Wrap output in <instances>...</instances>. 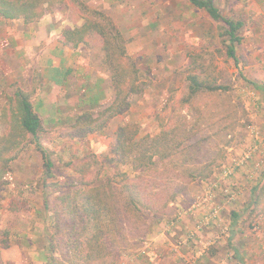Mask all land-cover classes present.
I'll use <instances>...</instances> for the list:
<instances>
[{"label":"rangeland","instance_id":"obj_1","mask_svg":"<svg viewBox=\"0 0 264 264\" xmlns=\"http://www.w3.org/2000/svg\"><path fill=\"white\" fill-rule=\"evenodd\" d=\"M214 2L225 18L243 22L237 31L241 40L234 43L237 61L227 53L231 44L228 26L223 21L213 20L189 0H137V9L134 8L132 13L137 16V52L131 53L128 48L127 52L136 62L137 79L143 85V92L131 97L129 111L117 117L112 122L113 127L118 122L120 125L138 123L139 136L154 135L180 113L187 114L190 119L195 115L200 118L208 136L213 137L209 155L199 161L215 160L218 165L210 177L190 181L183 195L178 196L163 214H145L151 223L147 235L138 244L131 242L135 244L115 257L129 261L125 264L137 257V251L139 257L147 256L143 249L155 251L152 262L157 264L164 263L159 255L163 251L169 252L181 264H205V260L209 261L207 264H228L234 259V248L238 246L235 244L245 238L257 247L256 252L264 264V92L253 85L255 82L264 84V0ZM99 6L92 0H64L52 5L45 16H51L53 22L64 17L72 21L81 18L84 22L83 18L88 17L105 24V18L109 19V16ZM122 35L127 46L130 37ZM93 41L102 47L100 35H94L90 39ZM5 62L0 55L3 85L0 86V138L8 130L5 119L12 115L15 92L22 89L30 100L34 97L30 72H26L24 81L14 79L11 81L15 83L9 84L4 76ZM192 75L199 76L212 89L205 88L197 96H189V76ZM184 98H196L194 105L185 104ZM102 109L92 116H98ZM113 132L110 129V133ZM59 137L66 141L54 144V138L58 140ZM111 139L107 142V145L110 142L108 151L89 153L79 149L82 153L76 154L77 151L72 149L65 159L54 147L66 142L74 147L76 141L72 143L66 134L53 136L40 132L37 141L30 137L26 150L1 175L4 183L0 190L17 195L12 201L13 208L23 211L34 208L36 211L35 215H26L32 228L30 233L41 247L46 249V233L53 231L54 223L50 212L44 210L46 195L53 205L55 197L67 186L74 189L82 180L97 181L113 175L115 170L110 165L98 173L94 159L103 160L104 155H109L115 133ZM37 143L46 148L55 164L52 177L46 180L44 159ZM22 160H28L33 166L24 167ZM69 160L71 162L67 163ZM241 161L243 163L237 165ZM87 163L91 164L89 168ZM226 167L231 170L227 175L224 173ZM119 170L132 173L127 165L121 164ZM55 182L56 185H52ZM187 219L192 221L190 228L186 227ZM35 220L45 223L46 227H32ZM255 224L257 229H254ZM181 227L186 229L179 232ZM7 234V242L23 239L13 231L8 230ZM157 245L163 249L158 251ZM46 252L50 254L47 249Z\"/></svg>","mask_w":264,"mask_h":264},{"label":"trees","instance_id":"obj_2","mask_svg":"<svg viewBox=\"0 0 264 264\" xmlns=\"http://www.w3.org/2000/svg\"><path fill=\"white\" fill-rule=\"evenodd\" d=\"M62 1L0 0V17L34 23L43 18L52 5ZM189 1L205 10L213 20L223 21L228 26L231 44L227 53L237 61L234 43L241 40L237 31L243 22L225 18L214 0ZM83 19L81 26L64 30L65 41L75 46L100 35L115 90L111 102L98 116L89 112L79 117L80 134L87 136L106 127L113 117L128 112L131 97L141 94L143 85L137 79L136 62L128 54L126 40L117 26L108 18L105 24L94 18ZM189 80L191 97L205 88L212 89L199 76H189ZM253 85L264 92V84L255 82ZM195 100L184 98L185 104L192 106ZM12 103V115L5 119L8 130L0 138V188L4 183L1 175L26 150L30 137L38 140L41 125L28 94L22 89L15 92ZM194 116L190 119L187 114L180 113L154 135L139 136L138 123H123L116 130L109 155L99 161L94 157L98 173L110 165L115 170L113 175L97 181L82 180L74 189L67 186L55 197L53 205L46 195L44 204L54 219L53 231L46 233L49 264H113L118 253L135 244L131 242L138 244L147 235L151 223L145 214H163L178 196L183 195L190 181L212 175L218 163L215 160L203 163L199 159L209 155L213 137L208 136L200 118ZM37 147L43 155L46 180L52 177L55 164L40 143ZM121 164L129 166L132 173L120 171ZM85 165L91 166L90 163ZM109 258L111 261L107 262Z\"/></svg>","mask_w":264,"mask_h":264},{"label":"crops","instance_id":"obj_3","mask_svg":"<svg viewBox=\"0 0 264 264\" xmlns=\"http://www.w3.org/2000/svg\"><path fill=\"white\" fill-rule=\"evenodd\" d=\"M92 2L100 5L99 7L106 12L121 33L130 37L128 51L137 52V16L132 15L134 8L137 9V0H92ZM65 18H56L55 23L48 15L34 23H25L22 19L0 18V55L6 60L4 76L7 83H15L11 81L14 79H20L19 82H22L26 72H30V86L34 93L30 101L40 118L39 133L53 136L66 134L72 143L76 141L74 147L67 145V142L54 147L63 158L72 149L77 151L76 154L82 153L78 151L79 149L89 153L108 151L110 142L108 145L107 142L112 140V135L120 125L118 122L116 127H113L112 122L117 117L123 116L122 114L113 117L106 127L90 132L87 136L80 134L82 128L78 124L79 117L89 112L92 115L94 112L97 113L98 109L111 102L115 90L111 84V70L105 64V52L101 44L89 40L74 46L66 42L64 30L79 27L83 22L81 18L73 21ZM19 60L22 61L20 64ZM0 86H3L1 81ZM110 129L114 132L110 133ZM61 140L66 141V138L59 137L58 140L54 138V144L61 143ZM16 160L10 163L11 167ZM23 160L21 163L24 167L33 166L28 160L26 162ZM70 162L71 160L67 163ZM15 195L0 190V264H49L50 257L45 247H41L36 237L30 233L32 228L27 213L35 215L36 211L34 208L31 211H23L15 206L13 208L12 201L17 196ZM43 206L48 212L44 202ZM32 223H34L32 227L35 225V228L40 225L46 227L45 223L41 224L39 220ZM192 226V221L187 219L186 227ZM185 229L181 227L179 232ZM8 230L13 231L14 235L19 234L24 240L7 242ZM235 245L239 247L234 248V259L228 264H262L256 252L257 247L249 239L245 238L240 244ZM157 247L158 251L163 249L162 246L157 245ZM151 250L146 252L147 256L141 257L137 251V257L130 259V264H157L152 262L154 259L152 253L155 251ZM159 255L164 261L162 264H181V261L172 257L167 251ZM126 262L120 258L114 264ZM203 262L207 264L209 261Z\"/></svg>","mask_w":264,"mask_h":264},{"label":"built area","instance_id":"obj_4","mask_svg":"<svg viewBox=\"0 0 264 264\" xmlns=\"http://www.w3.org/2000/svg\"><path fill=\"white\" fill-rule=\"evenodd\" d=\"M239 163H243V162H242V161H241V162H237V165H239ZM224 173H225L226 175L229 174V173H231L230 168H229V167H226V168L224 169ZM254 229H257L256 224L254 225ZM143 252L146 253L147 250L143 249Z\"/></svg>","mask_w":264,"mask_h":264}]
</instances>
